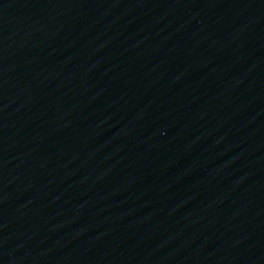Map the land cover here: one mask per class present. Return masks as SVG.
I'll list each match as a JSON object with an SVG mask.
<instances>
[{
  "label": "water",
  "instance_id": "water-1",
  "mask_svg": "<svg viewBox=\"0 0 264 264\" xmlns=\"http://www.w3.org/2000/svg\"><path fill=\"white\" fill-rule=\"evenodd\" d=\"M0 264H264V0H0Z\"/></svg>",
  "mask_w": 264,
  "mask_h": 264
}]
</instances>
